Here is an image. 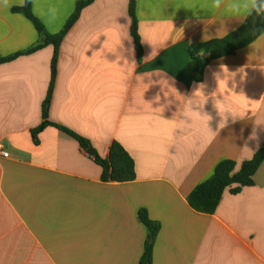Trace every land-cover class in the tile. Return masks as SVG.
I'll use <instances>...</instances> for the list:
<instances>
[{
  "label": "crops",
  "instance_id": "1",
  "mask_svg": "<svg viewBox=\"0 0 264 264\" xmlns=\"http://www.w3.org/2000/svg\"><path fill=\"white\" fill-rule=\"evenodd\" d=\"M77 1L31 5L56 34ZM25 2L0 0V56L39 42L32 22L13 12ZM136 15L141 58L129 0H95L82 11L61 43L49 105L50 121L101 158L120 143L135 162L132 182H103L101 166L56 127L33 140L52 45L0 65V143L9 153L0 156V264H138L147 238L141 209L161 225L153 264H264V161L254 185L225 190L214 214L187 200L219 162L231 159L238 171L264 145V35L195 81L190 46L241 27L247 14L237 0H136Z\"/></svg>",
  "mask_w": 264,
  "mask_h": 264
},
{
  "label": "trees",
  "instance_id": "2",
  "mask_svg": "<svg viewBox=\"0 0 264 264\" xmlns=\"http://www.w3.org/2000/svg\"><path fill=\"white\" fill-rule=\"evenodd\" d=\"M95 0H78L74 12L66 22L63 29L51 34L43 23L34 15L31 0H26L23 7L13 8V12L23 14L29 19L39 34V42L33 47L9 56H0V65L9 63L21 56L31 55L46 46L54 47L51 63L52 77L46 100L43 105L42 123L32 130V137L38 143L39 134L47 127L53 126L73 136L81 146L94 158L102 168L103 182H132L136 179L135 162L126 149L117 141L110 147L107 158H101L91 143L84 137L76 134L66 127L54 124L49 119V105L51 103L57 77V62L62 41L79 19L82 11ZM129 14L131 17V34L135 41L138 57L143 55L141 38L139 35V22L136 15V0H129ZM264 35V16L247 15L243 25L222 38L211 39L205 42L194 43L189 48V62L187 71L195 81L203 79L205 68L214 60L236 54L242 48L252 44L257 38ZM264 161V145L253 158L244 161L238 171L236 163L231 159L222 160L215 167L214 173L205 181L195 187L187 200L191 208L204 214H214L221 202L222 196L228 188L232 194H238L244 187L254 185L253 176ZM139 220L147 230L143 253L138 264H153V253L156 238L161 229L159 222L153 221L146 209L139 211Z\"/></svg>",
  "mask_w": 264,
  "mask_h": 264
},
{
  "label": "clouds",
  "instance_id": "3",
  "mask_svg": "<svg viewBox=\"0 0 264 264\" xmlns=\"http://www.w3.org/2000/svg\"><path fill=\"white\" fill-rule=\"evenodd\" d=\"M214 6L220 7L221 6V0H214ZM237 7L238 9L243 10L247 15H257V16H264V0H237ZM53 14H55V9L51 10ZM221 71L227 73L228 69L221 66ZM217 80L219 83V88H225L226 84L223 79H220L219 76H217ZM196 95L199 96L200 92L197 91ZM159 99V97H157ZM221 112L224 111L223 105H218ZM225 125L221 124L220 127L223 128Z\"/></svg>",
  "mask_w": 264,
  "mask_h": 264
},
{
  "label": "built area",
  "instance_id": "4",
  "mask_svg": "<svg viewBox=\"0 0 264 264\" xmlns=\"http://www.w3.org/2000/svg\"><path fill=\"white\" fill-rule=\"evenodd\" d=\"M0 156L7 158L9 157V153H7L4 149V146L2 143H0Z\"/></svg>",
  "mask_w": 264,
  "mask_h": 264
}]
</instances>
